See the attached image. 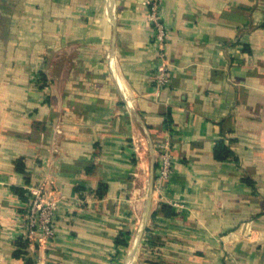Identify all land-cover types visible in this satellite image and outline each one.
Listing matches in <instances>:
<instances>
[{
  "label": "crops",
  "instance_id": "0c3cea01",
  "mask_svg": "<svg viewBox=\"0 0 264 264\" xmlns=\"http://www.w3.org/2000/svg\"><path fill=\"white\" fill-rule=\"evenodd\" d=\"M148 2L0 0V264H264V0H160L159 88Z\"/></svg>",
  "mask_w": 264,
  "mask_h": 264
},
{
  "label": "built area",
  "instance_id": "2783aa9c",
  "mask_svg": "<svg viewBox=\"0 0 264 264\" xmlns=\"http://www.w3.org/2000/svg\"><path fill=\"white\" fill-rule=\"evenodd\" d=\"M160 0H149L148 21L154 31V41L158 47L157 57L161 61L154 76L156 87H163L170 81V73L167 62L164 60L163 45L166 41V33L159 15ZM156 185L158 191L169 179L172 173V152L167 142L158 145ZM59 200L46 192L42 186L31 191L25 211L21 214L24 230L21 233L27 243L42 245L52 241L55 237L53 226L56 209Z\"/></svg>",
  "mask_w": 264,
  "mask_h": 264
},
{
  "label": "trees",
  "instance_id": "16d2710c",
  "mask_svg": "<svg viewBox=\"0 0 264 264\" xmlns=\"http://www.w3.org/2000/svg\"><path fill=\"white\" fill-rule=\"evenodd\" d=\"M226 152H227V150H225V147L223 146V144L221 142H219L215 148L216 157H219L222 155L221 153L225 154ZM160 211H162L164 214L168 215V214H170L171 209H170V206H168L166 204H161ZM28 264H32L30 259L28 260Z\"/></svg>",
  "mask_w": 264,
  "mask_h": 264
},
{
  "label": "rangeland",
  "instance_id": "374dc122",
  "mask_svg": "<svg viewBox=\"0 0 264 264\" xmlns=\"http://www.w3.org/2000/svg\"><path fill=\"white\" fill-rule=\"evenodd\" d=\"M158 150H159V149H158ZM158 152H159V151H158ZM156 160H157V158H156ZM155 179H156V178H155ZM158 188H159V187L153 185V189H154L155 191H158ZM146 189H147V185H146L145 183H143V192H144V193H145ZM160 189H162V188L160 187Z\"/></svg>",
  "mask_w": 264,
  "mask_h": 264
},
{
  "label": "water",
  "instance_id": "95a60500",
  "mask_svg": "<svg viewBox=\"0 0 264 264\" xmlns=\"http://www.w3.org/2000/svg\"><path fill=\"white\" fill-rule=\"evenodd\" d=\"M152 186H153V182H152V180L150 181V183H149V195H150V193H151V191H152Z\"/></svg>",
  "mask_w": 264,
  "mask_h": 264
}]
</instances>
